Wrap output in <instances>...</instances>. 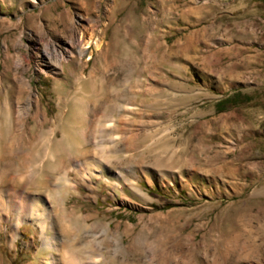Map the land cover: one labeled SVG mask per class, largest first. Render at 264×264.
I'll return each mask as SVG.
<instances>
[{
  "label": "rangeland",
  "instance_id": "obj_1",
  "mask_svg": "<svg viewBox=\"0 0 264 264\" xmlns=\"http://www.w3.org/2000/svg\"><path fill=\"white\" fill-rule=\"evenodd\" d=\"M3 191L87 264H264V0H0ZM2 224L0 264H51Z\"/></svg>",
  "mask_w": 264,
  "mask_h": 264
},
{
  "label": "bare ground",
  "instance_id": "obj_2",
  "mask_svg": "<svg viewBox=\"0 0 264 264\" xmlns=\"http://www.w3.org/2000/svg\"><path fill=\"white\" fill-rule=\"evenodd\" d=\"M85 32L87 31L85 30ZM81 45L84 48L90 45L98 48L100 41L98 39L94 40L92 35L88 32L85 38L82 39ZM56 132L57 131L54 130L53 134L55 135ZM58 178L64 182L62 185L67 186V183L70 182L67 171L61 172ZM54 193L57 194L58 191L54 190ZM59 199L55 197L56 202L57 200L59 201ZM56 209L55 212H53L46 204L38 203V201L33 198L15 194L14 192H0V229L3 228L2 222H10L11 239L13 240V238H17V236L20 235V225L25 221H30L38 227V238L42 243L41 251L50 257L49 261L51 264H55V252L61 254L60 256L63 258L64 264H87L84 259H82V257H84V251L72 247V243L65 242L62 248L59 246L58 243H62V238L57 228L55 216L59 212H64V206H60L57 210ZM92 262L97 264L96 261ZM92 262L90 261L89 263Z\"/></svg>",
  "mask_w": 264,
  "mask_h": 264
},
{
  "label": "trees",
  "instance_id": "obj_3",
  "mask_svg": "<svg viewBox=\"0 0 264 264\" xmlns=\"http://www.w3.org/2000/svg\"><path fill=\"white\" fill-rule=\"evenodd\" d=\"M248 101H249V99L247 97H244V99H243L242 94L235 92L232 95H229V96L219 100L215 104V109H216V112H222V111H225L228 107H235L241 103L248 102ZM0 253L3 254L6 257V259H8V257H10V252L3 245L0 246ZM16 258L17 257L15 256L13 264H16V262H17Z\"/></svg>",
  "mask_w": 264,
  "mask_h": 264
}]
</instances>
